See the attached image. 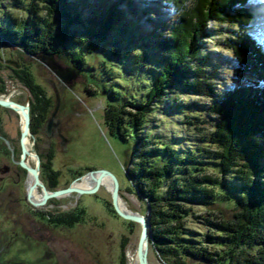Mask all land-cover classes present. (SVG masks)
<instances>
[{
  "label": "trees",
  "instance_id": "trees-1",
  "mask_svg": "<svg viewBox=\"0 0 264 264\" xmlns=\"http://www.w3.org/2000/svg\"><path fill=\"white\" fill-rule=\"evenodd\" d=\"M89 1L95 0H12V6L0 7V35L28 54L54 55L90 76L87 58L104 54L103 63L117 61L127 74L144 77L140 78L145 84L140 100L137 96L124 99L116 84H111V92L104 88L117 101L106 106L105 123L127 146L125 153L134 167L129 169L126 162L125 175L134 182L135 192L151 204L154 245L166 259L178 260L174 264H186L181 263L179 247L188 248L186 255L192 247L186 239L190 205L219 202L222 217L210 213L204 218L213 232L205 242L229 246L230 253L222 258L226 263L264 264V52L249 34L254 16L248 8L238 7L251 0H98L95 5ZM157 3L161 5L152 6ZM120 4L125 7L118 8ZM13 9L22 15L16 16ZM164 9L177 16L170 25L160 15ZM151 10L157 17L148 16L149 12L155 14ZM138 14L147 18L152 29L158 24V32L146 33L156 44L150 40L153 43L142 47L133 35L121 37L123 20L130 31L139 32L131 19ZM211 20L237 25L235 35L223 42L234 54V85L218 86V68L212 73L210 57L203 54L201 42L212 35L207 28ZM157 50L159 55L153 54ZM21 72L20 79L35 96L32 105L41 104L46 113L50 98L30 72ZM179 94L210 100L203 106L194 101V109L189 111L209 115L203 122L211 124L212 133L201 141L214 148L182 149L178 147L183 144L181 139L166 141L159 134L152 135L148 124L165 102L171 103L162 110L165 115L191 108L184 100L175 104L174 96ZM187 123L195 125L192 119ZM72 221L76 218L69 223ZM10 249L24 253L17 247ZM208 251L202 247L198 254H190L216 262ZM121 264H127L125 252Z\"/></svg>",
  "mask_w": 264,
  "mask_h": 264
},
{
  "label": "rangeland",
  "instance_id": "rangeland-1",
  "mask_svg": "<svg viewBox=\"0 0 264 264\" xmlns=\"http://www.w3.org/2000/svg\"><path fill=\"white\" fill-rule=\"evenodd\" d=\"M89 3L95 5L98 4V0L89 1ZM26 4L29 6L30 3L26 1ZM256 4L258 5V0H251L238 7L241 10L248 8L249 11L255 13ZM12 5V0H0V7L3 9ZM160 5L161 3H157L152 6ZM21 7L24 8L25 6L21 5ZM124 7V4L118 6L121 9ZM0 10L2 9L0 8ZM13 10L16 16L22 15L18 9ZM152 12L155 14L149 12L148 16L157 17L156 11ZM162 12L160 15L163 19L165 18V25H170L176 21L177 16L173 12L165 9ZM229 13L232 16L235 14L234 11H229ZM129 17L131 18V16ZM253 18L249 34L253 37L255 35L264 49V44L260 38L262 30L259 31L263 23L257 22V15ZM131 19L135 22L133 29L136 27L141 31L133 33L128 29L129 23L123 20L122 30L124 34L121 37L126 39L133 35L135 36V43L142 44V47L153 42L156 44L155 39L146 33L158 28V24L152 29L151 25L146 24L147 18L142 14ZM207 28L212 35L206 40L203 39L201 43L205 47L203 54L210 57L209 69L211 72L213 73L218 68L216 72L218 76L215 82L222 87L227 83L234 85L237 76L234 69V54L229 49L224 48L223 42L235 35L237 25L230 26L225 22L220 23L211 20L207 22ZM251 30L254 35L250 33ZM156 32H158L157 29ZM162 35L166 36V34ZM5 41L0 35V97H10L15 102L30 105L33 123L31 139H33L35 153L41 158V180L46 187L50 191L65 189L89 171L105 169L115 174L119 179L124 207L126 203L130 210L145 214L148 205L151 206V204L146 197L139 196L138 192H135L134 182L124 172L125 163L129 164V159L125 153L127 146L118 137L112 135L106 126V106L117 101L111 99L109 94H105L104 91V88H109L107 92H111V84H116L124 99L137 96L140 100L144 96L140 90L144 89L145 86L140 78L144 77L127 74L123 65L121 67L117 61L110 60V63L107 61L103 63L104 54L96 59L87 58V69H91L92 77L85 74L82 69H77L69 64L67 60L55 57L57 68L63 72L74 73L71 82L61 84L49 67L36 57V54H28L12 44L11 41ZM130 51L139 52L138 49L131 47ZM153 54L159 55L158 50ZM127 63L130 64L129 61ZM22 70L30 72L36 84L40 85L47 98H50V108L46 113H43L41 104L32 105L36 99L32 90L27 88L20 79ZM114 74L117 75L114 77ZM50 81L55 82L59 92L58 117L61 121L62 133L67 139L66 146H63L62 140L59 139L56 140V145L49 147H46L44 142V127L54 112L57 101ZM174 99L176 105L179 101L184 100L187 105L191 104V108H184L183 113L172 110L165 115L162 110L171 106L169 101L165 102L163 108L157 110L155 117H150L151 122L148 124V128L152 130V135L159 134L166 141L174 137L177 140L181 139L183 144L178 145V147L182 149L190 147L192 149L214 148L210 146V143L201 141L212 133L211 124L203 122L208 120L209 115L198 113V111H189L194 109L192 108L194 101H199L200 106H203L210 100L185 94L175 95ZM0 112L2 131L16 150L20 152L22 130L20 115L9 108H2ZM190 119L194 120L195 125L190 126L187 123ZM187 139L190 140L188 143L186 142ZM6 153L9 154L5 149L3 164L8 165L9 158ZM128 167L132 169L133 163H130ZM208 172H212V170ZM29 178L24 171L19 170L9 176L8 179L6 178L3 183V189L7 191L3 192L6 194L5 202H0V264H121L124 252L126 263L135 264L141 227L137 223L121 219L113 211L111 193L107 188H102L94 195L82 196L79 201L76 199V195L51 199L48 205L39 208L24 202L26 187L29 188ZM167 188L168 186H164L163 189ZM8 194L11 195L8 196ZM40 194L43 197L41 189ZM220 205L219 202L211 205H190L192 212L186 217V227L190 231V235L186 236V239H190V246L192 247H190L191 250L189 249L188 255H186L188 248L184 250L183 246L179 247L180 252L184 255L181 256L183 258L181 263L229 264L224 260L222 261V258L230 253L229 246L205 242L206 237L213 232L205 225L204 218L210 213L219 218L222 217L219 212ZM75 218L76 221H72L73 224H70L71 219L75 220ZM38 230L41 231L38 232ZM22 237L25 239L29 237V241L22 239ZM14 247L20 248L24 253H13L10 248ZM202 247L209 250L208 252L212 254L213 259L218 260L210 263L195 259L191 255L192 251L198 254L197 250ZM238 252L240 250H236L235 253ZM149 261L150 264L179 263L176 259H166L154 245V241L150 245Z\"/></svg>",
  "mask_w": 264,
  "mask_h": 264
},
{
  "label": "water",
  "instance_id": "water-1",
  "mask_svg": "<svg viewBox=\"0 0 264 264\" xmlns=\"http://www.w3.org/2000/svg\"><path fill=\"white\" fill-rule=\"evenodd\" d=\"M41 62L45 63L47 67L53 72V74L58 79L59 83L67 84L72 81L74 73L73 72H63L61 69L57 68L55 65V57L54 55L40 54L36 56ZM52 62V63H51ZM51 87L56 94L57 101L54 112L51 117L47 120L44 127V136H45V146L48 147L52 143V139L57 137L61 138V143L63 146H66L67 139L64 135H62L57 129L58 124L60 122L58 117L59 107H60V99L57 85L54 81H50ZM0 106L3 108H9L17 112L21 117L22 122V130H21V150H22V158L20 162H18L19 166L27 170L29 175L33 177V185L30 188L31 190H35L40 188L43 194L42 201L39 204H36L32 200L31 193H27V201L31 203L34 207H42L48 204L49 200L60 198L64 196H68L71 194L76 195V199L79 201L82 196L85 195H94L99 192L102 188H106L105 179H111L112 189L110 190L112 197V206L114 212L123 220L128 222L137 223L141 227V234L137 246V251L135 256L138 259V264H150L149 261V251L150 245L153 239L152 234V225H151V214L152 208L148 205L147 212L145 214H141L137 211L128 210L123 207L122 196H121V185L119 179L112 172L105 169H97L91 170L84 176L79 177L76 181L73 182L68 188L65 189H57L54 191H50L46 185L41 180V158L37 153V162L35 167L29 165L27 162V156L29 155L28 146H27V138L32 137V116H31V107L29 104H23L20 102H15L11 100L10 97H0ZM59 133V134H58ZM83 178H89L91 180L92 186L89 189H81L75 186L77 181H82Z\"/></svg>",
  "mask_w": 264,
  "mask_h": 264
},
{
  "label": "flooded vegetation",
  "instance_id": "flooded-vegetation-1",
  "mask_svg": "<svg viewBox=\"0 0 264 264\" xmlns=\"http://www.w3.org/2000/svg\"><path fill=\"white\" fill-rule=\"evenodd\" d=\"M3 107H1L0 106V109H2ZM1 113V112H0ZM60 120V119H59ZM2 127H3V125H2V120H1V118H0V202H5V200H6V194H3V192L4 191H7V190H4L3 189V183H4V181H5V179L7 178H9V176H12L13 175V173L14 172H18L19 170H22V171H24V173H26L27 175H28V178H29V173L27 172V170H25L24 168H22V167H20L19 166V164H18V162H20V160H21V158H22V150H20V152H18L17 150H16V148H15V146L11 143V141L9 140V139H7V137L4 135V133H3V131H2ZM58 130H59V132L63 135V133H62V125H61V121L59 122V124H58V127H57V129H55L54 131H57L58 132ZM32 134H33V132H32ZM59 134V133H58ZM32 138V137H31ZM57 139H59V140H61V138H59V137H57V138H55V139H52V143L49 145V146H51V145H56V143H57ZM20 140H21V136H20ZM32 141H33V139H31ZM6 141V142H5ZM48 146V147H49ZM5 147V148H4ZM35 147V146H34ZM20 148H21V141H20ZM6 149V152H8L9 154H7V156H8V160H9V163H8V165H5V164H3V157L5 156V154H4V150ZM35 151V150H34ZM17 154H18V158H17ZM19 155H20V157H19ZM30 157H29V155L27 156V162H29V159ZM34 164V163H33ZM36 164V163H35ZM29 165H31V164H29ZM15 166V168H13ZM31 166H33V167H35V165H31ZM26 186H27V181H26ZM7 193V192H6ZM27 193H28V188L26 187V197H25V199H24V202L26 203V204H31V203H29L26 199H27ZM11 194H8V196H10ZM46 205H48V204H46ZM45 205V206H46ZM33 206V205H32ZM45 206H42V207H45ZM41 207V208H42ZM41 230H38V232H40ZM35 232H37L36 231V229H35ZM19 235V234H18ZM17 237H19V236H17ZM22 239H25L24 237H22ZM29 239V237H26V241H29L28 240ZM11 246V245H10ZM1 263V262H0Z\"/></svg>",
  "mask_w": 264,
  "mask_h": 264
},
{
  "label": "bare ground",
  "instance_id": "bare-ground-1",
  "mask_svg": "<svg viewBox=\"0 0 264 264\" xmlns=\"http://www.w3.org/2000/svg\"><path fill=\"white\" fill-rule=\"evenodd\" d=\"M254 14L258 16V23H263V26L259 29V31H261L260 33V38L264 44V0H258V5L256 4L255 7H254ZM257 31V30H256ZM256 34V33H255ZM257 34L258 31H257ZM263 49V47H262ZM264 51V49H263ZM27 146H28V151H29V164L33 165V163H36L37 162V156L35 154V151H34V143L33 141L31 140V136L27 138ZM77 182H80V181H77ZM76 182V183H77ZM75 183V184H76ZM33 185V177L30 175V178L28 180V191L29 193H31L32 195V200L34 203L36 204H39L41 201H42V198L40 195V189L37 188L35 190H31L30 191V188L31 186ZM75 186H77V188H81V189H89L91 186H92V183H91V180L89 178H83L82 182L80 183H77ZM105 186L106 188L110 191L112 189V183H111V179H105ZM74 194H71V195H68V196H64V197H60V198H66V197H69V196H72ZM123 198H122V203H123ZM41 207V206H40ZM39 207V208H40ZM124 207V205H123ZM126 209L130 210L129 209V206L128 204L125 203V207ZM135 264H138V259L136 258L135 260Z\"/></svg>",
  "mask_w": 264,
  "mask_h": 264
}]
</instances>
